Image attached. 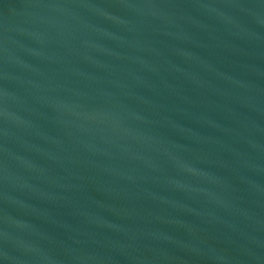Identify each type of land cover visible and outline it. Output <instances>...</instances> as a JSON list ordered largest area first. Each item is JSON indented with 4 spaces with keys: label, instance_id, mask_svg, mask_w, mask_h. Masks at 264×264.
<instances>
[{
    "label": "water",
    "instance_id": "95a60500",
    "mask_svg": "<svg viewBox=\"0 0 264 264\" xmlns=\"http://www.w3.org/2000/svg\"><path fill=\"white\" fill-rule=\"evenodd\" d=\"M0 264H264V0H0Z\"/></svg>",
    "mask_w": 264,
    "mask_h": 264
}]
</instances>
